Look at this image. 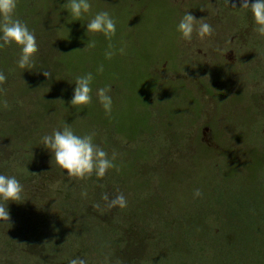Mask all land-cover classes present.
I'll list each match as a JSON object with an SVG mask.
<instances>
[{
  "label": "rangeland",
  "instance_id": "1",
  "mask_svg": "<svg viewBox=\"0 0 264 264\" xmlns=\"http://www.w3.org/2000/svg\"><path fill=\"white\" fill-rule=\"evenodd\" d=\"M66 2L18 0L15 16L34 32L38 44L33 68L17 66V46L0 49V72L6 77L0 85L6 88L0 91V174L15 176L23 186L22 201L7 204L11 227L0 221V264H70L73 259L85 264H168L161 258L177 251L167 242L173 230L206 210L222 215L218 191H227L237 172L246 173L247 192L264 191L251 182L261 168L264 173V38L253 31L250 11L239 9L241 0H89V12L76 21L63 7ZM100 11L116 21L111 41L87 33V23ZM186 12L204 18L212 34L201 39L194 31L190 41L181 39L177 26ZM228 13L236 18L233 29L226 28ZM89 41H95V48L82 50ZM109 43L116 52L110 60L104 55ZM101 64L102 73L97 71ZM89 72L94 77L92 101L72 107L75 78ZM238 78L251 79L249 90L239 96L243 104H250L255 124L262 125L261 146L232 142L221 115ZM108 85L110 116L96 94ZM145 91L153 100L136 103L133 112L145 115L152 110V134L139 128L138 143L133 144L134 139L121 131L119 114L131 95ZM250 92H255L251 103L246 101ZM244 122L250 125L249 112ZM66 124L80 136L95 133L93 142L113 160L117 172L69 179L42 140L31 137L37 127L47 128L50 135ZM211 125L217 139L208 134ZM157 133L162 134L161 142L155 140ZM116 139L118 145L113 146ZM147 143L157 153L148 155ZM198 144L204 150L223 146L209 151L210 158L202 162ZM226 148L234 150L230 157L224 156ZM141 179H149V186ZM52 189L58 193L52 194ZM118 193H123L127 206L108 207ZM213 220L211 215L201 220L198 226L206 233H188V246L184 243L181 251L189 249L191 259L199 262L210 244L212 264H264V242L257 241L264 235V223L257 227L254 245L233 249L240 244L234 232L215 229L209 240L207 225Z\"/></svg>",
  "mask_w": 264,
  "mask_h": 264
},
{
  "label": "clouds",
  "instance_id": "2",
  "mask_svg": "<svg viewBox=\"0 0 264 264\" xmlns=\"http://www.w3.org/2000/svg\"><path fill=\"white\" fill-rule=\"evenodd\" d=\"M17 3L18 0H0V49L12 45L17 46L20 49L17 66L20 69H31L34 67V57L39 50L38 44L34 32L29 30L26 23L16 18ZM63 7L76 21L89 12L91 4L89 0H67ZM231 7L237 9L234 3ZM239 9H248L250 11L253 31L259 37L264 38V0H255L251 4H249V0H241ZM197 24H199V27H196ZM194 31L203 39L206 36H210L214 30L210 24L204 21V18L198 20L189 12H186L179 21L177 32L180 34L181 39L190 41ZM87 33H99L111 41L116 33V21L109 12L100 11L87 23ZM95 46V41H89L82 50L92 49ZM108 49L104 55L106 59L110 60L116 52L111 43H109ZM119 51L123 53L124 48H120ZM103 70L104 66L101 64L97 71L102 73ZM42 74L46 78L50 77L49 72H43ZM93 79L91 72L75 78L74 83L76 86L70 101L72 107L78 108L91 103ZM5 81V75L0 72V85L4 84ZM0 91H3V89L0 88ZM110 91L111 86L108 85L97 89L96 93L105 114L109 116L112 110ZM94 135L95 133L84 136L77 135L66 124L62 130H54L52 134L45 135L42 138V144L52 154V160L54 159L55 165L64 171L69 179L83 180L90 178L92 175L102 178L115 165L113 160L108 157V154L93 142ZM22 193L23 186L15 176L0 174V221H6L10 227V214L7 204L10 201L21 202ZM195 194L200 195L198 190ZM104 199L106 201L109 200L107 195L104 196ZM116 206L121 208L127 206L123 193H118L108 203L110 208ZM70 264H85V261L73 259Z\"/></svg>",
  "mask_w": 264,
  "mask_h": 264
},
{
  "label": "trees",
  "instance_id": "3",
  "mask_svg": "<svg viewBox=\"0 0 264 264\" xmlns=\"http://www.w3.org/2000/svg\"><path fill=\"white\" fill-rule=\"evenodd\" d=\"M225 21H226V28L228 27V29H233L236 26V18L233 15L232 16L230 14L227 15V17H225ZM251 84H252L251 79H248L247 81H244V79H240V78L237 79V86H235L236 92L234 91V93L232 94V97H230L229 100L227 101L226 106H228V109H226L225 112L222 113L221 115L224 117V123L226 122V124L230 128L229 130H231L229 136L232 142L243 143L245 145H247V143L249 142L250 143L254 142L257 145L261 146L262 141H263V135H261L259 130L262 125L255 124L254 115L249 110L250 104H247V105L243 104L244 98L241 99V97L239 96L240 92L249 90ZM225 90H226L225 93L227 95L231 93L227 85L225 86ZM3 91H6V88H4ZM206 93L208 96L211 95V93L208 90H206ZM254 94L255 92H253L252 94L250 92V95L246 101L251 103L250 101L252 99L255 100ZM218 96L220 95L218 94ZM216 97L217 95L215 94L214 99H216ZM130 98L131 99H130L129 104L127 103V105L123 107L122 109L123 111L119 114V122L124 128L121 131L123 133L126 132L125 134H128L130 139H134L133 144H136L138 142L135 138V134L136 132H138L139 128L141 129L140 131H142L143 133L152 134L151 133L152 124L149 118L150 111L152 110H149L148 112V109H147L146 114L143 115V114L138 113V111L133 112V109H135L136 103H140L141 101L150 103L153 99L151 98V95H149L147 91H145V94L143 93V94L131 95ZM41 99H44V98H41ZM13 102L15 104V101ZM195 102L199 105V102H197V100ZM5 112H6V109H5ZM198 112L199 111L196 112V115ZM248 112L250 113V125H247L244 122L245 115ZM168 114L170 115L172 119L173 117L172 113L168 112ZM43 117H44V113L42 115V119ZM110 120H111L110 118L109 119L106 118V121L107 122L109 121V123H111ZM21 122L22 121L20 119V123ZM32 128L33 127H31L29 131ZM207 129L209 132L208 134L213 139H217L218 133H217L216 127L211 125V127L209 126V128ZM32 135L31 137L34 138L35 142L41 141L44 135H48L47 128L37 127L32 131ZM161 138H162V134L157 133L155 140H158V142H161L160 141ZM11 145L13 144L11 143ZM116 145H118L117 139L115 143H113V146H116ZM216 145H217L216 148H220L223 146L221 144H216ZM198 146L199 144L197 145V147ZM144 147L148 155H154L155 153H157V149L151 143L150 144L147 143L146 145H144ZM152 147H154V149H152ZM198 148H199L198 149L199 159L202 162L203 160L206 161V157L210 158L209 151L210 152L212 151L213 153L215 152L214 150H217L215 147L204 150L201 147V145ZM15 150H20V147L15 146ZM232 151L234 150H231L230 148H226L224 156L230 157L231 153H234ZM240 151H241V147H240ZM131 154L132 155L136 154V151L134 153L132 152ZM231 158L234 159L233 156H231ZM114 165L115 167L112 168L111 170L112 172H117V165L115 163ZM185 170L186 172L191 173L189 169L186 168ZM236 174H235L236 177H234L232 180L229 181V183L232 186L227 185V191H226V187L223 190L218 191L219 194L217 196V200L224 207L223 214L220 215L219 212H217L218 213L217 214L213 210H210V211L206 210L205 213L203 214L190 217V219H193V220H189V222L184 223L183 226H181V228H180V225H178L177 228L173 230V234L171 238L167 240L168 243L171 242L170 247L176 248L177 251L174 254L166 252L167 254L165 253L166 254L165 258H161L164 262H167L168 264H191L193 260L190 257L191 256L190 250L185 248L184 251H181L180 248L184 246V243L186 246H188L186 242H184L185 237L187 236L188 233H193V231L195 232L197 231L201 234L206 233L204 227H199V226L203 224L201 220L208 218V215H211L214 217L213 222L210 225H207V226H210V231L209 232L207 231L208 232L207 237L209 238L210 241L212 240V234H214L215 229H218L217 230L218 232L228 231V232L235 233V237H236L235 241L239 242L240 244L239 246L234 245L232 247L233 249L246 248L250 246L251 244L252 245L255 244L256 242L255 233L258 230L257 227L264 223V216H263L264 197H260L262 192L264 191H258L254 188L250 191V193L247 192L244 189L246 187L245 183L246 181H248L246 177V173L244 172L243 174L241 172H237ZM141 182L148 186L150 183L149 179L145 180L144 182H143V179H141ZM251 182L253 184H258L257 185L258 188L264 189V173H263L262 168L260 169V171L255 173V178H253V181ZM84 188L86 190L87 188H89V186H84ZM53 193L54 195H56L58 191H55V189H52V194ZM18 204L19 203H17V205ZM257 241H258V244L263 243L264 235H262L261 237L257 236ZM205 249H207V252H205L204 255H199L198 252H196V254L200 256V261L199 262L193 261L195 264L214 263L215 258L213 255V249L210 248V244H207ZM208 250L210 251V254L208 253ZM229 258L233 259L232 256H230Z\"/></svg>",
  "mask_w": 264,
  "mask_h": 264
}]
</instances>
